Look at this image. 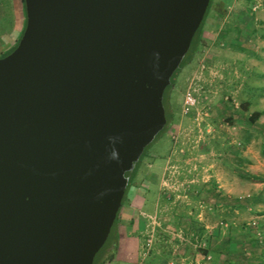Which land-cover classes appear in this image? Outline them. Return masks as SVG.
Returning <instances> with one entry per match:
<instances>
[{
	"label": "water",
	"instance_id": "1",
	"mask_svg": "<svg viewBox=\"0 0 264 264\" xmlns=\"http://www.w3.org/2000/svg\"><path fill=\"white\" fill-rule=\"evenodd\" d=\"M210 0H24L0 57V264H93Z\"/></svg>",
	"mask_w": 264,
	"mask_h": 264
},
{
	"label": "rangeland",
	"instance_id": "2",
	"mask_svg": "<svg viewBox=\"0 0 264 264\" xmlns=\"http://www.w3.org/2000/svg\"><path fill=\"white\" fill-rule=\"evenodd\" d=\"M24 19L20 0H0V57ZM171 79L165 92L169 120L130 181L145 195L138 215L144 223L139 264H213L214 225L228 215L212 212L214 192L229 193L256 212L264 208V0H212L199 48ZM187 90L194 103L184 111ZM253 111L261 115L251 123ZM256 212H242L238 222L252 224ZM227 230L216 231L223 236ZM233 234L231 260L249 264L259 258L250 244L252 259L242 255L236 225ZM117 240L103 264H130L114 253Z\"/></svg>",
	"mask_w": 264,
	"mask_h": 264
},
{
	"label": "crops",
	"instance_id": "3",
	"mask_svg": "<svg viewBox=\"0 0 264 264\" xmlns=\"http://www.w3.org/2000/svg\"><path fill=\"white\" fill-rule=\"evenodd\" d=\"M237 16L238 14H234V18H236ZM130 186H133V190L132 192H129L127 194V200L120 210L117 225L118 240L114 253L117 257L122 258L125 263L139 264L141 262V232L144 229V223L143 221H141L139 213H142L141 208H144L142 207V205L144 201L143 197L145 195L137 194L138 192H136L134 184H131ZM152 197H154L153 194L150 195V199H152ZM214 197L217 199V206L213 208L212 212L217 215L216 218L220 217L218 216V214L221 211H226L228 215L226 218L218 220V225H214V228H216L214 229L215 231L213 232V236H211L210 242L213 246L214 253V259L212 263L238 264L237 261L231 260V249L228 247V245H230V241L233 239L232 234L234 232V226L236 225L237 234L239 236L237 241L242 248V255L247 254L248 256L249 251L248 249H246V247L247 244H250L251 250L258 254V256L256 257H259L255 258V260H252L253 262H250L251 260L247 262H249V264H264V208L263 210L256 212L252 209V206L250 204L239 205L236 203L237 199L232 198L229 193L228 195H226L224 193L220 194L219 192H214ZM259 198L264 202V195L261 194ZM220 200H224L226 202V205L224 204L218 206V202H220ZM242 212L257 213L253 218L252 224H250L249 222H245V220L238 222L240 220V214ZM204 226L208 227L207 224H205ZM225 227L228 228L226 234H224L223 236H221V234L219 235V232H217L216 230H226ZM229 228L233 229L232 233L230 232ZM248 257L250 258V254ZM192 259L198 261V257Z\"/></svg>",
	"mask_w": 264,
	"mask_h": 264
},
{
	"label": "trees",
	"instance_id": "4",
	"mask_svg": "<svg viewBox=\"0 0 264 264\" xmlns=\"http://www.w3.org/2000/svg\"><path fill=\"white\" fill-rule=\"evenodd\" d=\"M20 1H21V4H22L23 8H24V14H25L24 0H20ZM211 1H212V0H210V2H209V5H208V7H207V9H206V12H205V14H204V17H203V19H202V21H201L199 27L197 28V30L195 31V33H194V35H193V37H192V40H191V44H190L189 50L187 51L186 55H185L184 58L182 59V61H181L180 65H179V67H178V68L174 71V73L172 74V77H174L175 73H176V72H177V71H178V70H179V69H180V68H181V67H182L187 61H189V59L192 57V55H193V54L196 52V50L199 48V45H200V42H201V31H202V27H203V24H204V22H205V20H206V17H207V14H208L209 8H210V6H211ZM23 22H24V23H23V27H22V30H21L20 34L18 35V38H17L16 41L12 44L11 47H9L7 50H5V51L2 52V55H3V56L6 55V54H8V53H10V52L16 47V45H17V43H18V41H19V39H20V36H21V34H22V32H23V29H24V27H25V22H26V20L24 19ZM172 77H171V78H172ZM171 83H172V79H171ZM171 83L166 87V89H165V91H164V94H163V105H164V109H165L166 123H167L168 120H169V119H168V118H169V108H168V105L166 104V94H165V92H166L167 88L171 85ZM244 105H245L244 107L247 108L248 105H249V103L246 102ZM260 115H261V112H260V111H253V112L251 113V116L249 117L250 122H251V123L254 122L258 117H260ZM165 126H166V124H165ZM165 126H164V127H165ZM158 134H159V133H158ZM158 134H157V135H158ZM157 135H156V136H157ZM155 138H156V137H155ZM155 138H154V139H155ZM148 146H149V145H147V146L145 147V149H144L142 155L140 156V158H139L137 164L135 165V167H134V169H133V171H132V174H131V176H130V178H129L128 185H127V187H126V190H125L124 196H123V198H122V203H123V201H124V199H125L127 189H128V187H129V185H130V181H131L132 177L136 174V172H137V168H138V165H139V162H140V160H141V157H142L143 154L145 153V150L147 149ZM121 208H122V204H121L119 210L117 211L116 217H115V219H114V221H113V224H112V226H111V228H110L109 234H108V236H107V238H106L104 244L99 248V250L96 252V254H95V256H94L93 264H103L104 261H105V259H106V256H109V255H110L111 251L108 250L109 245H110V242L113 241V240H116L117 237H118V228H117L118 226H117V225H118V220H119V215H120V210H121ZM202 249H203V251H202L203 254L206 256L207 253H209V251H208L207 249H205V248H202ZM112 252H113V251H112Z\"/></svg>",
	"mask_w": 264,
	"mask_h": 264
},
{
	"label": "built area",
	"instance_id": "5",
	"mask_svg": "<svg viewBox=\"0 0 264 264\" xmlns=\"http://www.w3.org/2000/svg\"><path fill=\"white\" fill-rule=\"evenodd\" d=\"M193 103H194L193 93L190 90H187L184 95V111H186L189 106L193 105Z\"/></svg>",
	"mask_w": 264,
	"mask_h": 264
}]
</instances>
